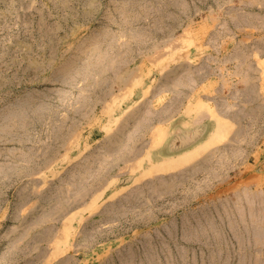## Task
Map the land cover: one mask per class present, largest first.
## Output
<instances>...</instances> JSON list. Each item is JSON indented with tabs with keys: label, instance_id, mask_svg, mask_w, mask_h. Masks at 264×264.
Segmentation results:
<instances>
[{
	"label": "rangeland",
	"instance_id": "obj_1",
	"mask_svg": "<svg viewBox=\"0 0 264 264\" xmlns=\"http://www.w3.org/2000/svg\"><path fill=\"white\" fill-rule=\"evenodd\" d=\"M0 264H264V0H0Z\"/></svg>",
	"mask_w": 264,
	"mask_h": 264
},
{
	"label": "bare ground",
	"instance_id": "obj_2",
	"mask_svg": "<svg viewBox=\"0 0 264 264\" xmlns=\"http://www.w3.org/2000/svg\"><path fill=\"white\" fill-rule=\"evenodd\" d=\"M138 92V88L137 87H132L128 90V95L129 96H133L134 94H136Z\"/></svg>",
	"mask_w": 264,
	"mask_h": 264
}]
</instances>
